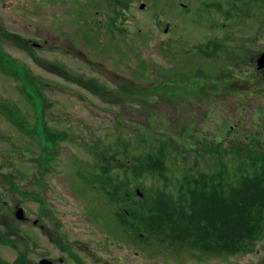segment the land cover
I'll return each mask as SVG.
<instances>
[{"label":"rangeland","instance_id":"374dc122","mask_svg":"<svg viewBox=\"0 0 264 264\" xmlns=\"http://www.w3.org/2000/svg\"><path fill=\"white\" fill-rule=\"evenodd\" d=\"M209 40L221 43L215 58L197 48ZM0 50L8 71L30 73L27 82L0 70V231H17L13 245L43 229L39 245L82 264H264V219L251 252L218 257L118 217L124 194L138 203L163 186L130 173L158 142L171 192L191 172L220 173L236 188L241 171L264 174L256 1L0 0ZM103 169L123 186L119 198ZM5 251L14 264L20 254Z\"/></svg>","mask_w":264,"mask_h":264},{"label":"trees","instance_id":"16d2710c","mask_svg":"<svg viewBox=\"0 0 264 264\" xmlns=\"http://www.w3.org/2000/svg\"><path fill=\"white\" fill-rule=\"evenodd\" d=\"M253 1H256L264 12V0ZM214 4L218 10L222 9L217 3ZM231 9L237 10L235 3H231ZM238 9L240 11V8ZM197 48L206 57L215 58L216 50L221 48V43L209 40L204 46L202 44ZM19 71L20 75L17 76L29 82L27 74L22 73L21 69ZM11 75L15 76L16 73ZM39 113L41 114L40 111ZM26 129L28 131L30 126L28 125ZM167 156L165 146L158 142L149 156L137 159L138 162L130 169L133 178L153 176L163 186L151 197L146 196L142 200L136 193L135 196L140 200L138 203H131L130 194H124L125 200L123 202L121 199V202L125 204V210L118 215L121 224L127 225L129 219L138 220L158 237H166L174 243L189 245L193 250L207 255L222 257L227 254L251 252L262 232L264 174L251 176L250 173L241 171L239 173L241 181L236 188L230 182L225 183L226 176L220 173L191 172L181 181L175 182L174 186H171L175 192H171L170 181L166 175ZM116 166L118 169L120 166L129 169L126 165ZM103 172L100 180L104 186H111L108 190L111 191V196L113 198L122 196L123 186L119 184L112 187L110 170L103 169ZM130 232L135 231L132 229Z\"/></svg>","mask_w":264,"mask_h":264},{"label":"flooded vegetation","instance_id":"af4514ba","mask_svg":"<svg viewBox=\"0 0 264 264\" xmlns=\"http://www.w3.org/2000/svg\"><path fill=\"white\" fill-rule=\"evenodd\" d=\"M30 41H32V40H30ZM40 47H41V45L39 43L32 41V44H31L32 50L34 48H40ZM8 57H9V55H7L5 52H2V51L0 52V60L8 63V60H11ZM35 57L39 58L37 55H35ZM6 65L7 64H5V66H4L3 64L0 63V70L2 69L6 73L13 74L7 70V69H9V66L8 65L6 66ZM53 66H57V65L53 64ZM57 67L59 69V66H57ZM20 69H21L22 73L27 74V76H29V74H30L29 70L25 66H23V67L20 66ZM35 90H36L37 97L42 98V96H43L42 88H36ZM262 90L264 92V87H262ZM24 91L27 92L25 90V88H24ZM21 93L23 94V92H21ZM38 110H37L38 116L36 118V122L38 123V125L41 126L44 124V122H43L42 117H40L41 114L39 113V111L41 112V110H39V111ZM28 125H29V123H28ZM9 216L10 215H7V214L3 216L5 223L8 220L7 218ZM25 217H26V220H28L26 215H25ZM34 225H37V222H34ZM16 233H17V231H15L13 229H8V228H6V230H4V231H0V241L1 242L4 241V243H6V245H0V250H2V249L6 250L4 252V254L8 253L9 256H11L12 253H17L18 255L20 254V256H18L19 257L18 260L14 264H64L66 261L68 262L69 259L70 260L72 259L71 261L74 262L75 264H82V259H80L76 256L69 258L66 256L52 255V253H53L52 251H50L46 247L39 245V238L43 237V234H44L43 229H38L37 232H33V235H30V236L29 235L24 236V234L19 236L20 238L23 239L22 241L24 242V244H22V246L13 245V239H15L14 234H16ZM129 235H131V232H129ZM4 246H7V247H4ZM9 256H7V257H9ZM0 264H12V260H10L6 257L3 258L0 256Z\"/></svg>","mask_w":264,"mask_h":264},{"label":"water","instance_id":"95a60500","mask_svg":"<svg viewBox=\"0 0 264 264\" xmlns=\"http://www.w3.org/2000/svg\"><path fill=\"white\" fill-rule=\"evenodd\" d=\"M145 6V4H142V8ZM257 63H258V69H264V52L258 57V60H257ZM263 80H264V73H263ZM140 192L138 191V194ZM16 217L18 220L20 221H25L26 220V217H25V212L22 208H19L17 210V213H16Z\"/></svg>","mask_w":264,"mask_h":264}]
</instances>
